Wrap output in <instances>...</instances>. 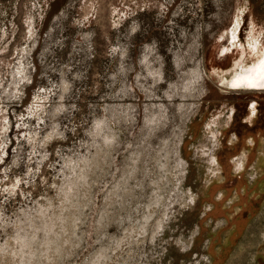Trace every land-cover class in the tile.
I'll return each mask as SVG.
<instances>
[{"label":"rangeland","instance_id":"374dc122","mask_svg":"<svg viewBox=\"0 0 264 264\" xmlns=\"http://www.w3.org/2000/svg\"><path fill=\"white\" fill-rule=\"evenodd\" d=\"M261 50L264 0H0V264H264Z\"/></svg>","mask_w":264,"mask_h":264},{"label":"bare ground","instance_id":"6f19581e","mask_svg":"<svg viewBox=\"0 0 264 264\" xmlns=\"http://www.w3.org/2000/svg\"><path fill=\"white\" fill-rule=\"evenodd\" d=\"M238 24L239 22H236V28ZM239 46L241 49H244L243 44ZM213 76L220 87L222 86L223 88H221L227 91H236L237 89H239L237 91H264V50L260 53L259 58L250 64L245 62L244 57H241L228 70L221 71V73L214 72ZM241 88L262 89L240 90Z\"/></svg>","mask_w":264,"mask_h":264},{"label":"water","instance_id":"95a60500","mask_svg":"<svg viewBox=\"0 0 264 264\" xmlns=\"http://www.w3.org/2000/svg\"><path fill=\"white\" fill-rule=\"evenodd\" d=\"M218 86L220 87V85L218 84ZM222 87V86H221ZM247 90H258V89H262V88H251V89H249V88H246ZM245 88H241L240 90H246ZM237 90H239V89H237Z\"/></svg>","mask_w":264,"mask_h":264}]
</instances>
